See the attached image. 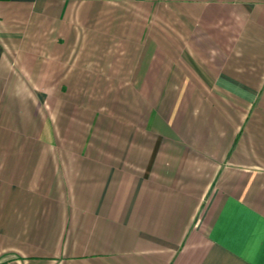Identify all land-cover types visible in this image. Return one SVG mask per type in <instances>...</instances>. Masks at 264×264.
<instances>
[{
    "label": "crops",
    "instance_id": "1",
    "mask_svg": "<svg viewBox=\"0 0 264 264\" xmlns=\"http://www.w3.org/2000/svg\"><path fill=\"white\" fill-rule=\"evenodd\" d=\"M264 0H0V264H264Z\"/></svg>",
    "mask_w": 264,
    "mask_h": 264
},
{
    "label": "snow or ice",
    "instance_id": "2",
    "mask_svg": "<svg viewBox=\"0 0 264 264\" xmlns=\"http://www.w3.org/2000/svg\"><path fill=\"white\" fill-rule=\"evenodd\" d=\"M262 240H264V233H262Z\"/></svg>",
    "mask_w": 264,
    "mask_h": 264
}]
</instances>
